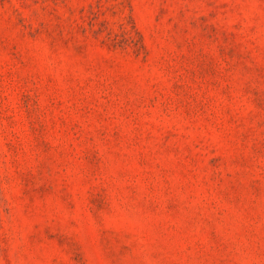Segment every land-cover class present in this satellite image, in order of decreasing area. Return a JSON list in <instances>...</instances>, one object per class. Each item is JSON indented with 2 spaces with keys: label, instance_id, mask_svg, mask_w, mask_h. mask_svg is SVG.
Masks as SVG:
<instances>
[{
  "label": "rangeland",
  "instance_id": "rangeland-1",
  "mask_svg": "<svg viewBox=\"0 0 264 264\" xmlns=\"http://www.w3.org/2000/svg\"><path fill=\"white\" fill-rule=\"evenodd\" d=\"M0 264H264V0H0Z\"/></svg>",
  "mask_w": 264,
  "mask_h": 264
}]
</instances>
